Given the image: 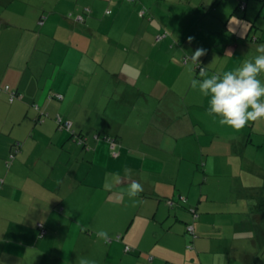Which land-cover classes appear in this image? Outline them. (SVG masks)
<instances>
[{
  "label": "crops",
  "instance_id": "1",
  "mask_svg": "<svg viewBox=\"0 0 264 264\" xmlns=\"http://www.w3.org/2000/svg\"><path fill=\"white\" fill-rule=\"evenodd\" d=\"M240 2L219 40L186 0H0V264H251L247 219L220 215L246 197L261 216L264 119L221 125L191 86L264 44V0Z\"/></svg>",
  "mask_w": 264,
  "mask_h": 264
},
{
  "label": "clouds",
  "instance_id": "2",
  "mask_svg": "<svg viewBox=\"0 0 264 264\" xmlns=\"http://www.w3.org/2000/svg\"><path fill=\"white\" fill-rule=\"evenodd\" d=\"M257 55L252 60H247L234 70L225 71L223 74L206 76L205 68H201V79H192L191 86L208 98V112L210 115L220 117L219 123L236 130L243 129L249 122L264 119V81L259 77L264 73V44L256 49ZM206 54L203 48L196 49L190 60L198 65L200 57ZM125 176L131 177L133 170L125 168ZM119 175L114 178V183H119ZM111 188L112 185H105ZM143 191V186L137 181H132L128 196L135 198ZM99 239L107 241L109 233L100 230L96 233Z\"/></svg>",
  "mask_w": 264,
  "mask_h": 264
},
{
  "label": "rangeland",
  "instance_id": "3",
  "mask_svg": "<svg viewBox=\"0 0 264 264\" xmlns=\"http://www.w3.org/2000/svg\"><path fill=\"white\" fill-rule=\"evenodd\" d=\"M239 1L240 0H186V2L189 4V7H188V13L189 14H187L184 22L188 21V20H190V21L193 20L192 21V23H193L196 19H198V21L201 22V24H204V25L211 28L213 33H215L212 35L216 36L219 40H224L227 38L226 35H229L231 33L230 32V26H232L236 21L234 15H232V13L235 10L238 13L244 12V9L242 7H239L238 9L236 8ZM248 1H249L250 5L252 4V2H255V0H248ZM147 11H148V8H147ZM189 16H191V17H189ZM242 21H245V20H242ZM190 27H191V25H190ZM191 28H193V27H191ZM247 30H248V27L244 30V35H246ZM197 32H199V31L197 30ZM195 34L196 33H193V35H195ZM198 38H199V35L197 36V39L195 38L196 41L192 42V44H191L192 46L204 48L205 44L208 43V41L206 39L209 40V38H211V40H213L212 39L213 37H206L205 40L200 39V38H202L201 36L199 38L200 40H198ZM210 59H211L213 64L218 63L221 66L226 65L225 66L226 71L234 70L236 68V66L232 65L233 63L230 64L229 62L223 61L222 57H217V56H214L213 54H211ZM51 98H56V97L52 96ZM54 100H56V99H54ZM56 101H58V100H56ZM33 104H37V103H33ZM46 116H47L46 114H44V113L42 114L43 119H46L47 118ZM214 179H220V178L215 177ZM225 180L228 181V183H226V185H225L226 187L222 190V195L229 196V197L233 196L234 198L240 196V199H241V196L243 194L245 195V192H242L239 189L237 191L236 190L234 191V190L227 188V187H231L234 185V183H233L234 178L225 177V178H223L222 181H225ZM229 181H231V182L229 183ZM246 201H247V198L244 197V200L241 199L237 203L238 205H235V207H232V208L230 207L231 209H229V208L224 209V210H233V211H229L230 213H225V214L220 215V216H222L224 219H228V217L235 216V218L237 217L239 222L243 221L244 219H247V225L245 226L244 230H246L247 234H249V230H252L254 237H253V239H251L250 237H247L245 240H242L241 246L242 247L245 246L247 250H251L253 252L251 264H264V214H261V216H255V218L251 221L249 217L252 214V212H251L252 208H251V205H249V202H246ZM234 212H236V213H234ZM253 214L258 215L259 214L258 210L255 209L253 211ZM250 224H252L253 227H250ZM225 228H226L225 231L227 233L228 232L231 233L234 231V228H231L230 225H227V227H225ZM190 235H192V234H190ZM212 241H213V243H216L217 240H212ZM252 241H254V243ZM189 245H192V244H189ZM208 254L210 256L214 255L211 253H208ZM196 255H197L198 259H199V256L201 258L206 256L203 253L200 254L199 256H198V254H196ZM225 255L226 254H219V253L216 254L217 259H216L215 263L216 264H225V259H223V256H225ZM237 255L238 254H236L234 256H237ZM234 256H233V258H234ZM239 258H237V262H239V264H242L243 261ZM189 261H191L190 257H189ZM235 261L232 260L231 263L235 264L236 263ZM243 264H245V263H243Z\"/></svg>",
  "mask_w": 264,
  "mask_h": 264
},
{
  "label": "built area",
  "instance_id": "4",
  "mask_svg": "<svg viewBox=\"0 0 264 264\" xmlns=\"http://www.w3.org/2000/svg\"><path fill=\"white\" fill-rule=\"evenodd\" d=\"M0 90H1V89H0ZM5 90H6V91H9V90H10L9 85H6V86H5ZM10 95H11L10 99L13 100L14 97H15V95H16V93L11 92ZM49 96H50V97L54 96V97H56V98H58V99H61V98H62V95H61V94H50ZM56 119H57V122L59 123V126H60V127H62V128L65 127V128H67V129H71V125H72V123H71L70 121H68V120H66V119H64V118H62L60 115H58V116L56 117ZM184 201H185V199H184ZM189 230H192V227H191V226H189Z\"/></svg>",
  "mask_w": 264,
  "mask_h": 264
},
{
  "label": "trees",
  "instance_id": "5",
  "mask_svg": "<svg viewBox=\"0 0 264 264\" xmlns=\"http://www.w3.org/2000/svg\"><path fill=\"white\" fill-rule=\"evenodd\" d=\"M242 7L243 9H245V5L242 4V2L239 3L238 7ZM145 11V10H144ZM146 12V11H145ZM200 69V68H199ZM72 133L75 134V132L72 130ZM256 209L258 210V212L260 214H264V187L261 190L260 195H258L257 197V202H256Z\"/></svg>",
  "mask_w": 264,
  "mask_h": 264
},
{
  "label": "water",
  "instance_id": "6",
  "mask_svg": "<svg viewBox=\"0 0 264 264\" xmlns=\"http://www.w3.org/2000/svg\"><path fill=\"white\" fill-rule=\"evenodd\" d=\"M244 5L246 6V3H244Z\"/></svg>",
  "mask_w": 264,
  "mask_h": 264
}]
</instances>
